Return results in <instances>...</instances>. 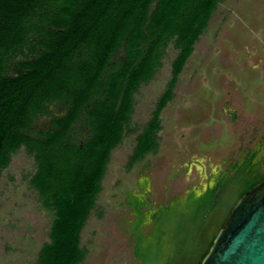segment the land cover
Segmentation results:
<instances>
[{
	"label": "trees",
	"instance_id": "16d2710c",
	"mask_svg": "<svg viewBox=\"0 0 264 264\" xmlns=\"http://www.w3.org/2000/svg\"><path fill=\"white\" fill-rule=\"evenodd\" d=\"M223 0H0V180L20 150L33 158L30 187L55 217L37 264H83L81 234L103 190L111 154L131 128L136 96L171 44V78L136 137L129 168L157 154L161 114L196 43ZM58 106L55 115L51 106ZM43 117L50 127L35 128ZM87 131L80 139L79 130ZM247 154L200 195L151 215L132 205L141 264H201L237 201L264 181V158ZM218 229L213 236L209 230Z\"/></svg>",
	"mask_w": 264,
	"mask_h": 264
},
{
	"label": "rangeland",
	"instance_id": "374dc122",
	"mask_svg": "<svg viewBox=\"0 0 264 264\" xmlns=\"http://www.w3.org/2000/svg\"><path fill=\"white\" fill-rule=\"evenodd\" d=\"M177 56L169 46L162 67L136 96L131 128L113 150L103 190L82 234L83 264H141L135 256L132 202H144L145 239L153 232L152 213L189 193L200 195L229 167L258 151L264 158V0H223L195 45L161 114L157 154L129 168L136 137L146 125L171 78ZM60 115L58 106H51ZM43 117L35 128L50 127ZM80 126L79 137L87 131ZM35 164L24 149L13 156L0 180V264H37L55 215L42 207L29 184ZM218 229L214 223L211 237Z\"/></svg>",
	"mask_w": 264,
	"mask_h": 264
},
{
	"label": "water",
	"instance_id": "95a60500",
	"mask_svg": "<svg viewBox=\"0 0 264 264\" xmlns=\"http://www.w3.org/2000/svg\"><path fill=\"white\" fill-rule=\"evenodd\" d=\"M201 264H264V181L237 201Z\"/></svg>",
	"mask_w": 264,
	"mask_h": 264
},
{
	"label": "crops",
	"instance_id": "0c3cea01",
	"mask_svg": "<svg viewBox=\"0 0 264 264\" xmlns=\"http://www.w3.org/2000/svg\"><path fill=\"white\" fill-rule=\"evenodd\" d=\"M194 50H195V49H194ZM192 54H193V53H192ZM191 56H192V55H191ZM191 56L188 58V60L191 58ZM188 60H187V62H188ZM187 62H186V64H187ZM185 67H186V65H185ZM185 67H184V68H185ZM183 71H184V70H183ZM183 71H182V72H183Z\"/></svg>",
	"mask_w": 264,
	"mask_h": 264
}]
</instances>
